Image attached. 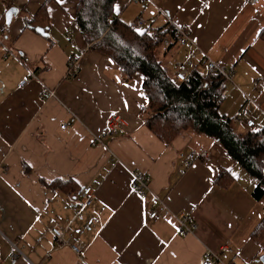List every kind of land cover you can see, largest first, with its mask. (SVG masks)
I'll list each match as a JSON object with an SVG mask.
<instances>
[{
	"label": "crops",
	"instance_id": "obj_1",
	"mask_svg": "<svg viewBox=\"0 0 264 264\" xmlns=\"http://www.w3.org/2000/svg\"><path fill=\"white\" fill-rule=\"evenodd\" d=\"M78 1L0 0V264H10L16 250V264H201L207 252L219 264H264V239L251 238L264 215L251 196L256 181L205 138L181 133L165 147L147 130L138 117L146 104L142 77L126 81L109 57L85 48L73 30ZM128 2L114 5L123 22ZM44 3L49 27H26L23 18ZM132 8L130 23L141 18L159 28L168 18L189 31L195 47L174 46L164 59L171 75L185 58L227 67L233 85L226 83L219 112L247 113L257 128L264 125V0H149ZM75 53L79 71L66 79ZM28 71L41 83L21 87ZM43 85L54 98L43 96ZM113 113L123 123L106 135ZM193 151L209 157L186 167ZM134 170L150 179L143 199L131 188ZM220 170L235 178L228 188L214 184ZM87 187L93 201L83 206ZM153 210L158 216L150 220ZM183 211L195 224L188 234L177 232L170 215ZM53 226L83 252L55 250Z\"/></svg>",
	"mask_w": 264,
	"mask_h": 264
},
{
	"label": "trees",
	"instance_id": "obj_2",
	"mask_svg": "<svg viewBox=\"0 0 264 264\" xmlns=\"http://www.w3.org/2000/svg\"><path fill=\"white\" fill-rule=\"evenodd\" d=\"M116 1H78L73 30L83 38L85 48L109 57L126 81H131L137 74L142 77L141 90L146 104L140 108L138 117L159 142L168 147L179 134L186 133L218 145L236 166L256 181L251 196L264 209V125L245 131L232 122V117L221 114L219 108L224 99L220 100V95L226 90V81L220 75L199 71L197 67L202 63L190 70L184 82H176L164 61L174 49L173 26L165 23L153 29L158 33L154 39L147 31H138L135 21L123 22L120 14L114 11ZM23 20L26 27L37 25L47 29V3ZM166 37L171 44L163 51ZM79 55L71 54L70 58ZM234 181L231 172L220 170L214 184L228 188ZM60 182L56 180L49 187L55 190L54 184ZM92 201L85 205L84 198L83 206H90ZM251 238L258 244L264 239V215Z\"/></svg>",
	"mask_w": 264,
	"mask_h": 264
},
{
	"label": "built area",
	"instance_id": "obj_3",
	"mask_svg": "<svg viewBox=\"0 0 264 264\" xmlns=\"http://www.w3.org/2000/svg\"><path fill=\"white\" fill-rule=\"evenodd\" d=\"M133 3H142L146 4L149 3V0H130ZM166 23H170L173 26L174 35L176 36V39L174 41V45L177 47L184 48L188 45L195 47L194 42L190 36V33L188 30L176 26L170 19H166ZM135 28L141 27L142 31H147L148 34L152 36V38L157 39L158 33L156 30H153L155 28L152 27L150 23H147V21L139 18L135 20L134 23ZM71 35L69 33L66 34L65 41L70 42L71 41ZM171 44V41L166 37L163 40V51L167 49ZM4 48V46H3ZM205 56V55H204ZM6 57V56H5ZM202 63V67H205V70L207 73L211 75H220L226 83L232 84L231 79V71L224 66H220L212 61H209L208 58L205 56L198 64ZM196 63L192 61L190 58H185L181 62H178L174 66V73L173 78L176 80V82H184L190 72L191 69H194L196 67ZM79 71V65L76 58H70L67 63V71H66V79H73L75 78L77 72ZM31 81H36L41 83L39 78L31 71H28V76L20 83V86H25ZM258 84L264 89V77L258 80ZM226 90L223 91L220 95V100L225 99L226 97ZM43 96L46 99L54 98L55 93L43 85ZM264 116V113H263ZM232 122L237 125L238 127H241L245 131L254 130L257 129L256 123L253 119L249 117L247 113H243L241 115L235 116L232 118ZM123 118L120 115V113H113L111 114L106 123V132L105 134H114L122 125ZM68 126L67 124H63L60 126L61 130H65V128ZM103 136L97 135L94 140L93 144H101ZM198 157H202L204 160L208 159L209 155L206 153H197V152H191L187 155V158L185 160L186 167H190L195 160ZM131 188L135 192V194L140 198L143 199L147 193H149L150 190V179L147 177V175L144 172L141 171H132L131 172ZM92 190L90 187L84 188L82 191V195L85 198V205H89L93 199ZM160 204H163L160 200H158ZM174 221L176 222L178 226V231L181 234H188L194 231L195 224L192 220V217L190 213L183 211L176 215L170 214ZM158 216L157 211L153 210L150 212L148 218L150 220L156 219ZM50 232L52 233L55 241V250H60L64 247H69L76 255H80L83 252V248L78 246L76 243L73 242H67L64 238V232L57 226H53L50 228ZM20 253L16 250L11 256H10V264H16L17 258L20 257ZM219 257L217 254H213L211 252H207L204 254L203 259L201 260V264H219Z\"/></svg>",
	"mask_w": 264,
	"mask_h": 264
},
{
	"label": "rangeland",
	"instance_id": "obj_4",
	"mask_svg": "<svg viewBox=\"0 0 264 264\" xmlns=\"http://www.w3.org/2000/svg\"><path fill=\"white\" fill-rule=\"evenodd\" d=\"M132 5H133V2H128L127 4H126V6L123 8V11H122V13L121 14H123L122 15V19L125 21V22H127V23H130L132 20H133V17H132ZM137 30L138 31H140L141 30V27H137ZM70 31H71V29H70ZM175 46V45H174ZM121 115V114H120ZM122 116V115H121ZM122 118H123V116H122ZM257 126V125H256ZM241 128V127H240ZM242 129V128H241ZM207 154V153H206ZM177 232L179 233V231H178V226H177Z\"/></svg>",
	"mask_w": 264,
	"mask_h": 264
},
{
	"label": "water",
	"instance_id": "obj_5",
	"mask_svg": "<svg viewBox=\"0 0 264 264\" xmlns=\"http://www.w3.org/2000/svg\"><path fill=\"white\" fill-rule=\"evenodd\" d=\"M13 12H15L14 9H10V10H8V11L6 12L5 17H6V21H7V23L10 22L11 15H12ZM37 32L40 33L41 35H43V33H42L41 30H37ZM260 261L264 262V257H261Z\"/></svg>",
	"mask_w": 264,
	"mask_h": 264
}]
</instances>
